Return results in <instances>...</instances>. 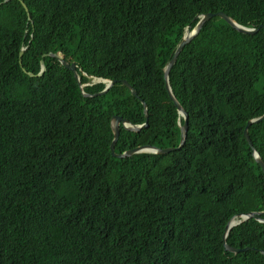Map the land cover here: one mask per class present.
<instances>
[{
	"label": "trees",
	"instance_id": "16d2710c",
	"mask_svg": "<svg viewBox=\"0 0 264 264\" xmlns=\"http://www.w3.org/2000/svg\"><path fill=\"white\" fill-rule=\"evenodd\" d=\"M26 6L30 20L21 2ZM3 0H0L2 3ZM214 17L168 76L188 115L184 147L112 157L140 146L177 147L183 118L163 71L200 16ZM27 31V32H26ZM25 48L19 63V53ZM60 51L76 65L85 98ZM45 72L41 77L40 61ZM33 74L29 77L28 74ZM264 114V0H13L0 6V264H264V175L244 138ZM264 162V121L248 128ZM255 249V250H251Z\"/></svg>",
	"mask_w": 264,
	"mask_h": 264
},
{
	"label": "water",
	"instance_id": "95a60500",
	"mask_svg": "<svg viewBox=\"0 0 264 264\" xmlns=\"http://www.w3.org/2000/svg\"><path fill=\"white\" fill-rule=\"evenodd\" d=\"M13 0H3L2 3H0V6L2 4H6L9 3ZM21 2V1H20ZM23 8L25 9L26 13H27V18L28 20H30V16L29 13L27 12V8L26 6L21 2ZM214 17H218L220 19H222L224 22H226L231 28H233L234 30H236L238 33L243 34V35H255L261 28H263V25H259V27L256 28H246L243 26H240L239 24H237L233 19H231L230 17H228L225 13L222 12H217L215 14L212 13H207L205 15L200 16L199 21L197 22L196 26L192 29L189 30V27L185 29V33L183 35V38L181 40V42L178 44L172 59L167 63V65L164 68L163 71V77H164V81H165V88L168 94L169 99L171 100V102L173 103L174 107L177 110V113L180 117L183 118V124L181 125L178 122V126L180 129V139H179V144L177 147H170V148H164V149H160L157 147H152V146H140V147H136L134 149L131 150H127L124 153L121 154H116L114 151L115 145L117 143L118 137H119V132H120V126L123 127V129L125 131L128 132H134V133H138L139 131H141L142 129L147 128V118H148V113H147V106L145 104L144 101H142L136 94L135 90H133L131 88V86L126 82V81H122V85L125 86L131 93V95H133L134 97H136L140 103L142 104L143 108H144V116H145V123L142 125H132L128 120L119 117L117 115H113L111 117V121H110V128L113 134V140L110 144V153L112 155V157L118 158V159H124V158H128L131 157L133 155L136 154H142V153H146V154H154V155H167L171 152H177L180 151L184 145H185V141L187 138V132H188V115L185 112V110L182 108V106L179 104V102L177 101V99L174 97V95L171 92V88L169 86V80H168V76H169V72L171 70V68L173 67V65L176 62V59L178 57V55L181 53V51L183 50V48L188 45L200 32L201 28L203 27V25L205 23H207L209 20H211ZM27 32V31H26ZM25 48H22L20 50L19 53V63H21V56L24 53ZM46 57H50L53 58L55 60H57L59 62V64L64 67L65 69H68L69 71H71L74 75V78L79 86V89L81 90V94L83 97L85 98H94V97H98V96H102L105 93H107L112 86L116 83L115 80H104V79H99V78H92L93 81V85L95 84H99L102 83L104 84V89L98 93H94V94H87L83 92V88L88 86V85H82L80 84V79L79 76L76 74V65L74 63H70L69 59L66 58L60 51L58 52H49L47 54H44L42 56V58H46ZM45 72V65H44V61L41 60L40 61V71L39 73L36 75L37 77H41L43 75V73ZM29 77H33V74L29 73L28 74ZM264 121V114L256 119L250 120L247 122L245 129H244V138L247 141L249 147L252 149L253 151V158L255 163L260 167L263 175H264V162L263 160L259 157L258 153L255 151V149L252 146L251 140L249 138L248 135V128L252 125V124H256L259 122ZM260 213L258 212H252V213H248V214H241L238 216H234L230 219V221L227 223V225L225 226L224 232H223V236H222V241L224 244V251L226 252H230L233 254H238L240 252H244V251H248L249 248H244V249H238V248H234V247H230L228 246L225 241L226 238L230 232V230L232 228H235L249 220H255L258 221L260 223H264V220L259 219ZM251 250H255V249H251ZM258 251V250H255ZM263 256H264V252L263 251H259Z\"/></svg>",
	"mask_w": 264,
	"mask_h": 264
},
{
	"label": "rangeland",
	"instance_id": "374dc122",
	"mask_svg": "<svg viewBox=\"0 0 264 264\" xmlns=\"http://www.w3.org/2000/svg\"><path fill=\"white\" fill-rule=\"evenodd\" d=\"M92 84H93V81H92Z\"/></svg>",
	"mask_w": 264,
	"mask_h": 264
}]
</instances>
